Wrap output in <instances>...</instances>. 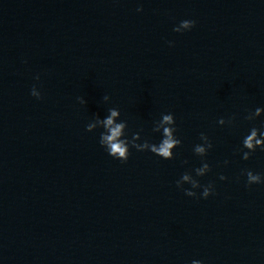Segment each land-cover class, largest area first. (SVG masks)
I'll return each instance as SVG.
<instances>
[{
  "label": "clouds",
  "instance_id": "9594fccd",
  "mask_svg": "<svg viewBox=\"0 0 264 264\" xmlns=\"http://www.w3.org/2000/svg\"><path fill=\"white\" fill-rule=\"evenodd\" d=\"M137 11H143V9L138 8ZM195 24V20L185 19L182 20L178 26L174 27L173 31L178 33L188 31L195 27ZM169 43L171 44V42ZM36 79L38 80L39 76H37ZM31 95L37 99L42 98L40 91H38L35 86L31 89ZM77 99L81 104L86 103L82 97H78ZM103 100L108 102L110 97L104 95ZM262 113H264V108L257 107L254 111H249L244 119L254 121L257 117H260ZM160 117V119L154 121L152 129L153 132L161 133L162 138L158 144L150 143L147 139H144L142 143H138V141L141 140L140 132L133 133L131 139H129L126 134L128 128L127 121L121 119V112L119 108L116 107L109 108L108 114L104 118L95 115L86 125V131L93 132L98 128H102L103 131L100 133L99 138L100 145L105 149L108 155L122 163L128 161L129 156L131 155V148H134L139 152L150 151L163 160H172L175 158L173 150L182 145V140L176 135L178 129L176 127L174 114L171 112L161 113ZM235 119V116H231L227 120L220 118L218 123L220 125L227 124L232 126ZM199 139L202 143L194 145L193 152L196 156L201 158V166L193 170L195 172V177L190 171L184 172L181 178L176 181V186L183 190L186 196L207 199L210 195L215 194V186L212 183L202 185L196 177H203L212 170L211 165L203 158H205L209 150L213 148V144L210 138L203 132L200 133ZM258 148L261 151H264V130L253 126L251 127L249 134H247L242 140V147L239 149L242 153V159L249 160ZM183 163L186 164L188 161H184ZM224 163L227 164L228 161H225ZM241 175L246 176L247 187H251V185L254 184H264V174L254 173L250 169H243ZM219 179L227 180L228 177L221 174ZM184 184H189L191 188H183ZM201 188L202 192L200 193V196L197 197V192L194 191V189ZM192 264H202V261L193 260Z\"/></svg>",
  "mask_w": 264,
  "mask_h": 264
}]
</instances>
